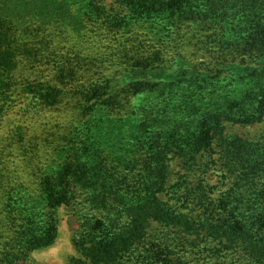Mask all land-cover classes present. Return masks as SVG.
Instances as JSON below:
<instances>
[{"label":"trees","instance_id":"trees-1","mask_svg":"<svg viewBox=\"0 0 264 264\" xmlns=\"http://www.w3.org/2000/svg\"><path fill=\"white\" fill-rule=\"evenodd\" d=\"M116 3L0 0V264L75 205L74 264H264V142L224 137L264 120V0ZM214 148L232 187L168 186Z\"/></svg>","mask_w":264,"mask_h":264},{"label":"rangeland","instance_id":"rangeland-1","mask_svg":"<svg viewBox=\"0 0 264 264\" xmlns=\"http://www.w3.org/2000/svg\"><path fill=\"white\" fill-rule=\"evenodd\" d=\"M101 4L110 6H118L116 0H99ZM138 42L148 41V33L141 30V34L136 35ZM197 49L184 48L183 53L188 55L192 67H196L199 71H209V68L214 66V62L209 54H205L204 51ZM224 76V74L222 75ZM238 136L246 141L251 142H264V120L254 125H239V124H227V129L224 132V137ZM219 149L214 148L212 151L205 154V157L200 158L199 167H195V170L188 171L181 159L175 158L171 161L170 167V179L168 186L177 185L178 183L185 182L184 185L192 187L197 184H202L206 187H213L215 192L225 191L232 187L236 180L234 175H230L229 179L225 178L226 172L222 167V162L217 161L221 156ZM173 156V155H172ZM201 157V156H200ZM164 200H168L165 197ZM73 207L62 208L61 222L59 226V234L54 244L41 251L33 252L30 255L29 260L25 264H74L76 260H79L82 255L80 250L76 247V239L79 238L80 233V213ZM78 211H82L81 207H77ZM191 260L195 259V256H190ZM205 257H211L210 253L204 254V256L198 261L191 262L190 264H215L216 260H208ZM76 259V260H75ZM215 259V258H214ZM224 261V260H223ZM201 262V263H200ZM218 264V263H216Z\"/></svg>","mask_w":264,"mask_h":264}]
</instances>
